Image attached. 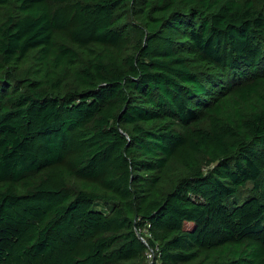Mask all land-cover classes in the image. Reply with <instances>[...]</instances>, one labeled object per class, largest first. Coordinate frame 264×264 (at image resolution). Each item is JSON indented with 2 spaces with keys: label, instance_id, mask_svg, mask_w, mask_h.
I'll list each match as a JSON object with an SVG mask.
<instances>
[{
  "label": "trees",
  "instance_id": "obj_1",
  "mask_svg": "<svg viewBox=\"0 0 264 264\" xmlns=\"http://www.w3.org/2000/svg\"><path fill=\"white\" fill-rule=\"evenodd\" d=\"M154 246L264 264V0H0V264Z\"/></svg>",
  "mask_w": 264,
  "mask_h": 264
},
{
  "label": "built area",
  "instance_id": "obj_2",
  "mask_svg": "<svg viewBox=\"0 0 264 264\" xmlns=\"http://www.w3.org/2000/svg\"><path fill=\"white\" fill-rule=\"evenodd\" d=\"M143 233L146 235V238L150 237L147 230H145ZM141 239L147 245L146 239L143 237H141ZM159 251L160 250L158 246L148 248L146 252V264H160V261L158 260Z\"/></svg>",
  "mask_w": 264,
  "mask_h": 264
},
{
  "label": "rangeland",
  "instance_id": "obj_3",
  "mask_svg": "<svg viewBox=\"0 0 264 264\" xmlns=\"http://www.w3.org/2000/svg\"><path fill=\"white\" fill-rule=\"evenodd\" d=\"M253 183H247L245 186L241 187L236 195L229 202H237L239 205L242 204L245 199L251 196L253 191Z\"/></svg>",
  "mask_w": 264,
  "mask_h": 264
}]
</instances>
